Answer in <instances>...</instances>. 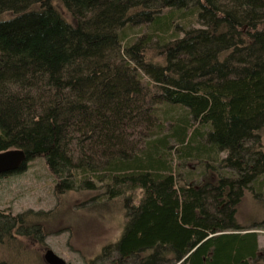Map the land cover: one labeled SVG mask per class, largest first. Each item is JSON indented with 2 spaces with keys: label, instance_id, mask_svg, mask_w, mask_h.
<instances>
[{
  "label": "trees",
  "instance_id": "1",
  "mask_svg": "<svg viewBox=\"0 0 264 264\" xmlns=\"http://www.w3.org/2000/svg\"><path fill=\"white\" fill-rule=\"evenodd\" d=\"M263 141L264 0H0V153L119 220L97 261L264 264ZM56 215L0 211V264Z\"/></svg>",
  "mask_w": 264,
  "mask_h": 264
},
{
  "label": "rangeland",
  "instance_id": "2",
  "mask_svg": "<svg viewBox=\"0 0 264 264\" xmlns=\"http://www.w3.org/2000/svg\"><path fill=\"white\" fill-rule=\"evenodd\" d=\"M55 187L56 179L41 159L29 162L23 172L0 176V211L12 215L31 210L45 213L53 211L57 214L56 220L47 222L43 245L35 237L20 242L30 248L32 253L39 252L43 257L51 249L67 264H112L110 259H97L104 246L118 238L119 220L106 219L107 215L99 214L104 212L100 208L87 211L92 203H85V200H89L90 195L84 194L81 188L80 191L73 190L69 194L56 196ZM255 203L257 201L253 200L247 204L248 207L245 206L247 211L243 215L247 223L260 222L264 218V206ZM258 232L260 246L264 251V229ZM13 253L7 252L9 262Z\"/></svg>",
  "mask_w": 264,
  "mask_h": 264
},
{
  "label": "water",
  "instance_id": "3",
  "mask_svg": "<svg viewBox=\"0 0 264 264\" xmlns=\"http://www.w3.org/2000/svg\"><path fill=\"white\" fill-rule=\"evenodd\" d=\"M25 152L19 149L9 150L0 153V176L14 173L21 169L26 162ZM44 260L47 264H67V262L58 256L53 250L48 249L44 254Z\"/></svg>",
  "mask_w": 264,
  "mask_h": 264
}]
</instances>
